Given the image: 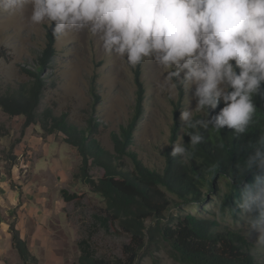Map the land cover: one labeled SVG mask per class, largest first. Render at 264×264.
<instances>
[{
	"label": "rangeland",
	"instance_id": "374dc122",
	"mask_svg": "<svg viewBox=\"0 0 264 264\" xmlns=\"http://www.w3.org/2000/svg\"><path fill=\"white\" fill-rule=\"evenodd\" d=\"M29 15L28 7L16 13L0 11V47L7 49L11 56L8 62L0 59V92L29 79L21 67L34 66L35 52L45 46L47 25H30ZM54 47L56 54L49 73L55 84L45 91L39 110L50 107L56 114L68 113L69 119L80 126L86 125L91 117L97 125L95 138L101 147L112 151V133L127 126L133 117L137 98L135 72L138 71L145 92L143 110L132 134L131 149L148 167H162V152L173 145L170 135L174 107L180 103L181 111L194 112L197 103L195 85L187 90L179 86L178 94L170 96L167 85H164V91L160 87L164 69L150 59L130 68L114 53L105 54L99 36H93L87 29L73 30L59 39L55 37ZM23 123L22 116L9 117L0 109V173L11 181L13 190L26 184L27 193L37 194L47 201V236L58 257L56 260H61V264H79L78 242L82 239L88 241L96 257L124 259L123 247L129 244L130 235L117 222L109 223V228L105 229L95 221L96 214L105 216V203L99 194L76 178L82 162L76 148L67 144L61 133L46 135L38 125L24 127ZM36 167L43 170L33 176ZM102 172L96 166L90 169L96 179ZM30 182L34 183L30 185ZM61 190L75 193L78 199L63 201ZM222 190L224 195L233 197L235 215L231 214L223 198L213 199L202 206H185V210L179 208V212L201 213L220 224L243 231L255 244L259 258L264 260V243L258 241L253 226L262 222L251 214L253 224L250 225V214L239 207L245 193L241 190L231 192L226 181H222ZM3 200L0 201V213L18 212V206L7 202L5 195ZM19 203H22L21 198ZM176 212L174 208L169 211ZM10 221L14 225L16 219L10 218ZM134 264L180 263L170 257L165 245L147 243Z\"/></svg>",
	"mask_w": 264,
	"mask_h": 264
},
{
	"label": "trees",
	"instance_id": "16d2710c",
	"mask_svg": "<svg viewBox=\"0 0 264 264\" xmlns=\"http://www.w3.org/2000/svg\"><path fill=\"white\" fill-rule=\"evenodd\" d=\"M54 44L55 37L47 28L45 46L35 52L34 66L21 67L29 79L0 92V109L9 117L22 116L24 127L38 125L46 135L61 133L64 141L76 148L81 156L76 178L104 200L105 216L96 214L95 221L105 229L109 228V223L117 222L130 235L129 244L123 247L124 259L96 257L88 241L80 240L79 264H134L147 243L165 245L170 257L180 264H264L255 244L243 231L220 224L201 213L179 212V208L185 210V206H202L213 199L223 198L231 214L235 215L233 197L224 195L222 181L228 182L231 192L241 190L244 193V185L255 182L251 173L242 177L237 166L243 165L254 154L257 141L264 136V100L259 96L253 97L257 112L242 134H236L227 126L217 131L211 123L205 128L203 122L211 117L195 111L189 121H182L181 104H176L170 135L173 145L162 152L163 166L150 168L131 149L132 134L143 110L145 92L138 71L135 72L137 98L133 117L127 126H121L118 132L112 133V151L101 147L95 138L97 125L91 117L86 125L80 126L69 119L68 113L56 114L50 107L39 110L45 91L55 84L49 73L56 54ZM7 52L0 47V59L6 62L11 59ZM261 88H264V83ZM92 93L96 95L94 90ZM218 112L219 108L211 114L212 117ZM189 123L195 127L188 128ZM187 133L202 137L195 148L190 145ZM178 141L192 153L187 163L183 162L182 154L171 155L172 147ZM93 166L103 171L97 179L90 174ZM61 197L65 202L78 199L75 193L69 194L66 190H61ZM171 208L177 212L169 213ZM252 216L257 218L255 213ZM10 230L22 264H38L14 225Z\"/></svg>",
	"mask_w": 264,
	"mask_h": 264
},
{
	"label": "clouds",
	"instance_id": "9594fccd",
	"mask_svg": "<svg viewBox=\"0 0 264 264\" xmlns=\"http://www.w3.org/2000/svg\"><path fill=\"white\" fill-rule=\"evenodd\" d=\"M25 7L30 25L46 24L57 39L87 29L99 36L105 54L114 53L130 68L152 60L165 70L160 87L167 85L170 96L179 86L195 85L194 111L211 117L205 128L211 123L217 131L227 126L245 133L257 112L253 97L264 100V0H0L2 12ZM192 115L184 110L180 119ZM187 134L193 148L202 140ZM257 145L237 166L242 177L251 173L255 181L244 185L239 207L250 214V225L257 214L262 223L253 226L264 243V136ZM177 154L184 163L192 157L179 144L172 147L171 155Z\"/></svg>",
	"mask_w": 264,
	"mask_h": 264
},
{
	"label": "crops",
	"instance_id": "0c3cea01",
	"mask_svg": "<svg viewBox=\"0 0 264 264\" xmlns=\"http://www.w3.org/2000/svg\"><path fill=\"white\" fill-rule=\"evenodd\" d=\"M34 175L43 169L34 168ZM13 177L15 173L12 172ZM11 182L3 172L0 173V201L7 197V202L18 206L17 213H0V264H22L18 252L13 245L10 230V218L16 219L14 227L19 237L25 241L26 246L38 264H61L47 236L49 227L46 213L47 201L37 194L27 193V186L19 185L17 190L10 187ZM32 185L34 182H30ZM20 198L22 203H19ZM6 202V203H7ZM7 207V204L3 205ZM55 257V258H54ZM55 259V260H54Z\"/></svg>",
	"mask_w": 264,
	"mask_h": 264
}]
</instances>
